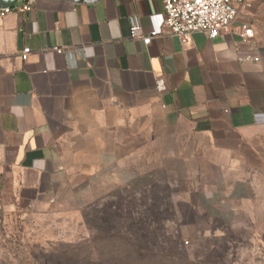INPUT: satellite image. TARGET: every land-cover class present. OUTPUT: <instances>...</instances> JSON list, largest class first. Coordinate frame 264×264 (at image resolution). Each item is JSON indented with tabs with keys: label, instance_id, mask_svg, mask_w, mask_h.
Wrapping results in <instances>:
<instances>
[{
	"label": "crops",
	"instance_id": "obj_1",
	"mask_svg": "<svg viewBox=\"0 0 264 264\" xmlns=\"http://www.w3.org/2000/svg\"><path fill=\"white\" fill-rule=\"evenodd\" d=\"M29 2L0 17V210L61 228L165 175L197 213L264 228V0L186 43L164 31L160 1ZM133 25L159 36L144 46Z\"/></svg>",
	"mask_w": 264,
	"mask_h": 264
},
{
	"label": "rangeland",
	"instance_id": "obj_2",
	"mask_svg": "<svg viewBox=\"0 0 264 264\" xmlns=\"http://www.w3.org/2000/svg\"><path fill=\"white\" fill-rule=\"evenodd\" d=\"M167 177L146 180L145 196L114 197L88 211L98 227L92 233L82 214L81 218L67 216L69 223L59 228V220L0 210V264H106L101 260L112 247H119L126 258L135 257L138 247L146 245L144 234L155 244L150 259L165 255L164 247L167 251L170 245L174 248L172 260L181 264H264V228L249 222L226 228L197 213L180 194L183 187ZM110 203L113 205L107 208ZM117 204L120 209L115 208ZM130 210L135 214L133 221L128 215ZM146 216L150 219L144 222ZM106 226L114 228L113 239L101 243L96 236H102L100 229ZM57 250L72 252V260L62 256L49 260Z\"/></svg>",
	"mask_w": 264,
	"mask_h": 264
},
{
	"label": "built area",
	"instance_id": "obj_3",
	"mask_svg": "<svg viewBox=\"0 0 264 264\" xmlns=\"http://www.w3.org/2000/svg\"><path fill=\"white\" fill-rule=\"evenodd\" d=\"M160 1L163 8V29L166 33L176 36L182 43L189 41L191 35L201 32L212 39L220 33H229L241 8L248 6V0H153ZM20 5L11 4L0 9V17L12 12H27L32 9L29 0H20ZM159 36L157 31L144 35L141 29L133 25L129 29V38L137 39L147 46L151 40ZM253 37L250 25H240L239 38L243 44H248ZM57 54L62 53L61 48L52 47ZM30 53L29 48H23L20 53L22 61H26ZM245 60L257 61V57L242 56ZM159 90L164 89L162 80L156 82ZM187 243V242H185Z\"/></svg>",
	"mask_w": 264,
	"mask_h": 264
},
{
	"label": "trees",
	"instance_id": "obj_4",
	"mask_svg": "<svg viewBox=\"0 0 264 264\" xmlns=\"http://www.w3.org/2000/svg\"><path fill=\"white\" fill-rule=\"evenodd\" d=\"M146 180L144 181H140V182H132L118 190H116L113 195L107 197V198H103L101 201H98L94 204L88 205L85 208H83L81 214L83 216L84 219V223L86 225V227L88 228V230L92 233V231H96L98 230V227L94 226L93 220L91 219V217H88L89 213L88 211L92 212L93 210H96V208L100 204L102 201L107 202L109 199L114 198V197H132L134 198L135 196L139 195H144L145 191L144 189L147 188V186L145 185ZM151 187V186H150ZM113 205V203L107 204L106 206H108L107 208H111V206ZM115 208L120 209L119 204H117V207L115 206ZM132 212V210H130ZM137 211V210H136ZM139 211V210H138ZM128 213L129 217L131 218V220H135L134 218V213ZM145 214V211H144ZM149 216L145 217L144 222H147V220H149ZM105 222V219H104ZM102 232V236H96V238L98 240H101V243L103 242H107V240L109 241V239H113V237L111 236V232L114 230V228L112 226H106L104 228L100 229ZM144 234V233H143ZM144 237V241L146 243V245L144 246H140L138 247L137 251L135 252V257H131V258H126L124 256H122V254H120V249L119 247H112L110 248V250H108V254L106 255L107 257L104 258L105 260H101V262H104L106 264H181V263H177L174 262L172 260L173 258V247H171L169 245L167 251H166V247H164L165 250V255L160 256L159 258H155L152 256V258H149V254L150 252H152V250L154 249L155 244L153 242H149V238L144 234L142 235ZM121 240L126 241L127 239L122 238ZM153 243V244H152ZM156 249V247H155ZM105 250V248H104ZM115 250L117 252H115ZM145 251V252H143ZM113 252H115L118 255H114ZM70 254V255H69ZM73 253H68L66 250L64 251H55L52 253V255L49 257V260H51L52 258H60V256L64 257V259L68 258L67 260H72V255ZM69 255V256H67ZM185 257V256H184ZM86 259V258H85ZM85 259H76L78 262H83L85 261ZM87 260V259H86ZM178 260V259H177ZM184 264H204L202 262H186Z\"/></svg>",
	"mask_w": 264,
	"mask_h": 264
},
{
	"label": "water",
	"instance_id": "obj_5",
	"mask_svg": "<svg viewBox=\"0 0 264 264\" xmlns=\"http://www.w3.org/2000/svg\"><path fill=\"white\" fill-rule=\"evenodd\" d=\"M15 1L16 0H0V9L10 6ZM65 1H70V2H74V3H78V2H84L86 0H65ZM92 1H94V0H92Z\"/></svg>",
	"mask_w": 264,
	"mask_h": 264
}]
</instances>
